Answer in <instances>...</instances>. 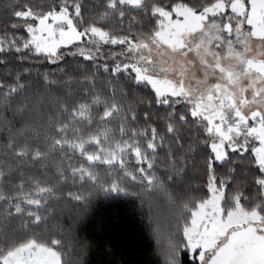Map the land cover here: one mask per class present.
Masks as SVG:
<instances>
[{"label":"snow or ice","instance_id":"snow-or-ice-1","mask_svg":"<svg viewBox=\"0 0 264 264\" xmlns=\"http://www.w3.org/2000/svg\"><path fill=\"white\" fill-rule=\"evenodd\" d=\"M0 109V264H74L58 206L156 193L163 264H264V0H0Z\"/></svg>","mask_w":264,"mask_h":264},{"label":"trees","instance_id":"trees-1","mask_svg":"<svg viewBox=\"0 0 264 264\" xmlns=\"http://www.w3.org/2000/svg\"><path fill=\"white\" fill-rule=\"evenodd\" d=\"M5 119L11 120L12 112L0 109V122ZM150 214L159 220L163 231L172 214L163 193L154 195L151 213L147 205L141 208L139 201L102 195L93 198L87 211L75 202L58 206L54 215L68 245L64 258L74 264H163L151 234Z\"/></svg>","mask_w":264,"mask_h":264}]
</instances>
